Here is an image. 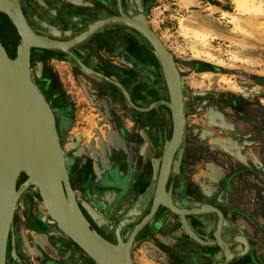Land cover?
Returning a JSON list of instances; mask_svg holds the SVG:
<instances>
[{
	"label": "rangeland",
	"instance_id": "374dc122",
	"mask_svg": "<svg viewBox=\"0 0 264 264\" xmlns=\"http://www.w3.org/2000/svg\"><path fill=\"white\" fill-rule=\"evenodd\" d=\"M182 1L185 4H182L180 0H158L150 14L149 20L155 35L173 59L181 92L185 123L184 151L177 152L179 158L175 167L182 173L181 183L185 185L194 184L197 186L198 180L205 179L202 186H197V189L200 193L206 195L207 202L218 206V183L222 180L221 176L225 173L223 167L224 159L232 160L235 155L237 158H241L243 162L251 159L259 165L263 164L260 167H264V133L260 130L264 125V30L259 26V24L264 22V16L249 17L239 15L242 29L248 32L243 33L241 30H234L232 25L226 22V18H221V10L234 13V5L231 0H210L212 3L217 4L218 8L208 9L207 11L210 13L205 14V16L219 21L232 34L219 36L209 30L201 31L216 37L209 40L207 46H203L200 42L195 41L193 36L185 37V34L189 33L187 30L189 26L184 24L186 20H193L203 14L199 13L201 15L198 16V14L193 13L186 1ZM46 22L51 23L50 21ZM1 23L0 16V41L5 44ZM8 25L16 47L19 36L9 23ZM53 26H57L56 23ZM193 47L198 48L196 53L193 51ZM8 53L14 57V51L13 53L8 51ZM205 53L215 55L217 58L222 59L225 64L220 65L214 61L207 60ZM100 54L103 59L109 60V47L104 53ZM231 55H234L236 60L234 57L232 59ZM242 59H248L249 63H243ZM116 63L119 64L118 62ZM156 67L158 68V66ZM157 68L156 70H158ZM30 72L36 84L45 82L44 85L47 89L54 91V94L57 95L58 100L55 101L54 108L58 106V110L67 111V117L62 116L64 121L59 119L60 125H63L64 122L62 132L59 131L57 125L61 143L64 140L62 145H64L66 167L68 165L69 170L72 169L70 172L75 178H81L80 184L86 183L89 186L94 178L95 181L98 180L99 187L103 189L104 186L102 185L104 183L107 184V182L106 179L103 180L101 178L102 176L105 178V175L109 173V169L118 167L113 162L120 157L119 153L126 151L127 139L131 138L130 142H132L133 136L135 137L134 141L137 140V135L128 133L125 127L126 125H135L137 120L132 118L128 122L123 123L121 121L119 123L118 121L120 120L117 114L112 118L108 108L106 111V108L103 110L102 106L99 107V101L97 99V101H93L80 86L77 66L62 56L37 53L31 59ZM204 75L206 76L204 77ZM221 76L231 78L233 81L230 84L224 83ZM82 82H87L85 84L88 85V81L85 79ZM162 85L165 89L163 82ZM114 107L118 109L117 106ZM100 109L103 110L104 117L109 121V128L99 123L95 127L90 126L89 120L91 116L97 114L95 112ZM159 116L161 115H158L156 119ZM145 123L149 124L147 121ZM170 128L169 137L163 138V142L171 139V124ZM145 138L147 154L151 149V144L149 143L150 138H147V136ZM151 140L155 141V136ZM152 151L154 152L153 156L148 154L146 158L142 159V165L145 167L142 170L144 176L140 177L142 178L140 188L135 191L137 194L131 195L129 199L127 198L129 205L135 202L147 204L152 197V192H148V186L150 180H153L155 176L153 161H158L159 154L157 155L158 157H155L154 154L159 150L156 148ZM112 156H114V159H112ZM192 158H194V162ZM89 160H91L90 163L97 161L98 166L80 167L73 164L78 161L81 165H86ZM146 162L148 163L146 164ZM201 162H207V165L203 168V165L200 164ZM206 167L209 168V171L206 170L205 172L207 173L205 175H200ZM91 169L93 172H91ZM135 169L136 164L134 165ZM68 175L71 176L69 172ZM112 179L115 180L114 177ZM23 180L24 176L21 175L17 184H20ZM72 182L74 183L73 180ZM74 190L76 198L78 197V203L80 201V203H86V206H89L91 201V205L96 208L92 212V217H96L95 220L98 222L101 220L100 223H103L102 230L96 225L97 222H94L80 206L83 214L87 215L91 227L97 232L99 231L103 236L113 239L114 229L118 222L115 219H111V217L115 213L127 212L129 205L125 210L122 209L125 204V198L117 201V196L115 199L117 202L114 204L116 207L111 210L113 206L109 196L106 194H102L106 196H97L95 194L96 196H93L96 199L95 201L94 198L89 199L86 196V190L82 194L81 189L74 188ZM100 191L106 193L103 190ZM84 194L86 195L84 196ZM24 198L23 201L21 200L18 203L15 212V220L7 246L8 259L10 257L13 258L12 264H48L50 262L48 257L41 254V260H39L36 255H28L27 249L28 247H34L37 241L46 240L47 237H49L48 240L57 238L53 232L54 230H52L55 225L48 223L47 211L40 203V198L35 192L29 190V193ZM165 222L166 225L151 238L140 239L133 243L131 257L134 264H188V261L195 264L190 252L193 250L194 243L187 245L189 239L185 237V232L176 225L175 218L172 216L167 217ZM171 222L175 224H171ZM133 225L134 222L126 226L129 228ZM60 240L65 243V252L71 253L77 250L72 248L69 241L66 242L64 238ZM54 248L56 249L57 247L54 246ZM50 254L54 253L50 251ZM73 256L77 258L76 254L70 255V257ZM57 258L58 260L60 259L58 256ZM54 259L56 258L54 257ZM72 261L71 259L70 263ZM84 262L91 264L90 260L84 259ZM51 263L54 262L52 261ZM74 263L76 262L74 261Z\"/></svg>",
	"mask_w": 264,
	"mask_h": 264
},
{
	"label": "water",
	"instance_id": "95a60500",
	"mask_svg": "<svg viewBox=\"0 0 264 264\" xmlns=\"http://www.w3.org/2000/svg\"><path fill=\"white\" fill-rule=\"evenodd\" d=\"M93 3H85L84 0H0V14L6 18L19 36L12 58L19 71V80L15 82L9 80L3 71L2 62H8L9 59L0 42V93L7 96L24 112L49 157V160L45 161L42 157L34 155L30 158L27 168L21 171L14 170V174L11 175L12 182L9 183L8 191L14 194L12 193L13 196L4 213L0 208V264H3L5 260L9 229L19 197L29 188L38 194L37 185L40 180L45 179L46 190L43 189V192L39 193L40 203L46 202V198L51 200L53 198L52 177L57 181L55 183L57 199L59 196L57 200L59 205L53 204V206L56 210L60 209L62 215L54 214L53 206L49 208L68 235L63 234L66 242L69 241L70 246L76 248L80 256L86 260L92 261L91 258H93L96 264H117L120 259L121 264H133L131 252L135 237L139 235L142 240L151 238L166 225L165 219L172 216L176 219V225L189 239L190 242L188 241L187 245L194 243L191 258L195 264H259V258L255 257V246L253 247L248 237H245L242 230L235 226L233 219L226 217L217 205L207 202L206 195L198 191L197 186H202L205 179L198 180L197 186L181 183L182 173L175 164L179 158V149L184 145L185 123L179 82L170 53L143 22L125 16L121 19H109V0H94ZM55 23L57 26H53ZM185 24L201 31L209 30L219 36L232 34L219 21L208 16L186 20ZM111 25L125 27L141 36L147 43V48L157 61L160 70H157V74L161 77L169 96V101L164 102L162 106L169 112L172 123L171 139L163 142L160 136L158 138L159 145L156 148L159 150V158L158 161H153L155 176L148 186V192H152L149 203L135 202L130 205L126 213H115L111 217L118 222L114 232L116 243L110 242L95 229H90V223H87L85 228V215L81 207L88 214L87 206L85 207L83 203L79 205L74 192H71L69 187L66 158L61 150L54 108L49 107L45 101V95L37 87L30 72L31 59L37 53L56 54L68 59L77 66L79 74L97 80V83H92L93 87L101 91L102 95H108L106 98L97 99L99 107L102 106L103 110L106 108L107 111L109 84L114 85L122 96L126 95L120 83L109 77V60L103 59L100 54L102 53L100 50L109 47V26ZM89 42H91L90 45L96 46L97 50L99 49V53L94 50L92 56L86 51L81 52V48ZM155 64L153 62L152 65L156 67ZM140 74L142 79L147 78L146 72L140 70ZM127 78L133 79V83L139 79L132 75H128ZM151 110L154 111V108L151 107L145 112ZM60 119L63 120L62 116ZM223 167L227 177L219 181V191H224L225 187L231 186L236 173L231 159H224ZM21 175L24 176V180L17 184ZM107 179L109 181V177ZM132 180L133 175L125 179L121 178L126 190L131 187ZM102 186L107 188L109 184L104 183ZM126 194L123 191L118 193L117 201H121ZM66 196L69 199V205ZM47 215L48 223L57 226L52 215L49 212ZM88 216L97 222L90 214ZM133 222L134 229L124 241L120 231L127 230L126 225ZM96 225L103 229L99 222ZM57 240L64 246V241ZM188 264L193 263L188 261Z\"/></svg>",
	"mask_w": 264,
	"mask_h": 264
},
{
	"label": "flooded vegetation",
	"instance_id": "af4514ba",
	"mask_svg": "<svg viewBox=\"0 0 264 264\" xmlns=\"http://www.w3.org/2000/svg\"><path fill=\"white\" fill-rule=\"evenodd\" d=\"M157 1L158 0H109V19H114V18L121 19L125 16L132 20H136L141 23L143 22L155 34V32L153 31L151 27L149 17ZM197 1H199V3L201 2V6L197 8H191V11L193 12H199L205 15V14L210 13L209 11H207L208 9L218 8V5L215 3H212L210 0H197ZM22 10L24 12L23 7H22ZM1 21H3L2 17H1ZM147 46H148L147 43L145 42L143 38H141V36L134 33L133 31L128 30L127 28L121 27V28H110L109 29V60L113 61L112 59L113 57L117 58V59H114L113 63L114 62L119 63V64L117 63L115 64L119 66L118 67L119 69L118 68H115V69H117L118 74H119V78H120L119 83L126 92V95L124 96H122L119 91H118L119 94L116 93L115 95L111 96V98L113 99V101L111 102H113L114 106H117L118 109L109 112V114L110 116H112V118H114V116L117 114L120 120L118 121L119 123L121 121L123 123L126 121L128 122L132 118L133 119L135 118L134 120H137L135 125H126V124L124 125H126L125 127L128 133L137 135L136 136L137 140L134 141L135 137L133 136H132V139H133L132 142H130L131 138L127 139L126 151H123V153H119L118 155H120V157H118V159L115 162H113V164L116 163L115 165H117L118 167L109 169V173L105 175V179H106L107 184H109V187L107 188L103 187V189H101V187H99L98 185V182H97L98 180L95 181L94 178L91 180L89 184L90 187L88 186V184L86 185V183L83 185L80 184L76 187V185L73 183V188H79L82 190L81 194L88 187L87 190L85 191L87 195L84 194V196L86 195L89 199H93L94 198L93 196H96V195L101 196L102 194H106L107 196H109V199L113 206L111 207V210L116 207L114 206V204L115 202H117L115 201V199L118 193L122 191L123 193L124 192L128 193L129 191L131 192L132 189H134L133 191L134 193L136 190L138 191L140 188L141 180L138 179L139 181L136 182V184L132 182L129 190H126L125 187L122 185L121 178L125 179L126 177H131V175H133V178L135 177L136 171L134 170V165L136 163L142 164L143 163L142 159L144 158V155L146 153V148H145L146 142L144 140L145 136H147V138H150L149 139V143L151 144L150 150L152 151L153 149H156V147L159 145L158 143L159 136L161 137V139L163 138L166 139L169 137L170 129H171L170 124L172 125L169 112L162 106L164 102L169 101V96L167 95L166 90L162 87L163 86L162 80L160 76H158L159 74H157L158 72L156 70V67L152 65L153 56L150 54V52L147 51ZM129 50L139 51L137 54L138 56L136 57L137 60L135 63H133V65H135V67L137 68H140L142 71L146 72L148 79L141 78V79L136 80V82L133 83L132 82L133 79L131 80L127 78V76L130 75L129 71L131 70V68H129L128 65L132 66L131 61L128 60L129 54H130ZM10 53H13V52L10 51ZM91 54L93 56L94 52H92ZM109 63L111 62L109 61ZM154 73H156L157 75ZM132 77L135 78L134 75ZM151 107L154 108V111L151 110L150 112H145L147 111V109ZM58 109L59 107L57 106L55 108L54 113L57 118V122H58L57 125L59 127V131L62 132L63 131L62 128H64L63 127L64 123L63 125H60L59 119L61 118V116L67 117V111L64 112L63 110L61 111ZM158 115H161V116H159V118L156 119ZM146 121L149 124H146L145 123ZM260 130L264 133V125L260 128ZM153 136H155V141L151 140ZM62 143L64 144V140L62 141ZM180 149H179V152L184 151L183 146ZM151 151H148L147 153L153 156L152 153L154 152L153 151L151 152ZM158 152H155L154 154L155 157H158L157 156L159 154ZM190 152L192 151L190 150ZM112 159H114V156H112ZM90 161L91 160H89L88 162L89 164L87 163L86 165H81L80 162L78 161H75L73 164H76L77 166H80V167H85V166L90 165ZM91 172H93L92 169H91ZM107 176L109 177V181L107 179ZM112 177H114L115 180L111 179ZM101 179H104V176H102ZM82 187L85 189H83ZM100 190H103V192H106V193H102ZM104 190H107V191H104ZM136 194L137 193L135 192V194L133 195H136ZM106 195H102V196H106ZM130 197L131 196H129V194H126L124 197L125 198L124 201H126L127 198H130ZM89 204L91 205V201ZM100 222L101 220L99 221V223ZM100 224L103 226V223H100ZM134 226L135 225L129 227L127 230L123 229L120 231V236L124 241L127 240L129 235L133 231ZM116 229L117 227H115L114 232ZM138 234H140V232ZM113 235H114L113 239H111V237H106L103 235L102 236L105 237L110 242L116 243L115 233H113ZM139 240H140V236L137 235V237H135L134 242L139 241ZM12 259H13L12 257H10L9 259L7 258L6 264H12L13 262Z\"/></svg>",
	"mask_w": 264,
	"mask_h": 264
},
{
	"label": "bare ground",
	"instance_id": "6f19581e",
	"mask_svg": "<svg viewBox=\"0 0 264 264\" xmlns=\"http://www.w3.org/2000/svg\"><path fill=\"white\" fill-rule=\"evenodd\" d=\"M231 3L234 5V13H230L228 11L223 10L221 18L222 19L226 18V22L228 24H231L234 30H241L243 33H248L246 30L242 29V25L240 23L241 18L239 17V15L249 16V17L250 16L251 17L264 16V0H231ZM1 17L3 19L2 23H1L2 24L1 25L2 26V32H3V36L5 38V42L6 43L4 44L1 41L0 42L3 44L4 49L7 52L8 59H9L8 62H4V61L2 62V68H3V71H4L5 75H6V77L9 80L15 82V81L19 80V71H18L16 65L13 62V59H12L13 57L10 56V54L8 53V51H11V52L14 51V48H15L14 41H13L14 39L12 38L13 36H12V33H11L10 29H9L10 28L9 25H8L7 21L5 20V17L3 15H1ZM259 26H260V28L262 30H264V22L259 24ZM187 30L189 31V33L185 34V37L191 35V36H193L195 41L200 42V44H202L203 46H207L209 44V40H212V39L216 38L215 36H213V35H211L209 33L201 32V30H198V29H195V28H192V27L191 28L188 27ZM90 44H91V42H89L87 45H85V46H88L86 48H85V46L82 47L81 48V52L82 53H85V51L87 52L89 50V46L91 47ZM197 50H198V48L193 47V51L195 53L197 52ZM233 57L236 60L235 56L231 55L232 59H233ZM205 58L207 60H209V61H212V62L214 61V62H216V63H218L220 65H224L225 64V62L222 59L217 58L215 55L210 54V53H205ZM152 60H153L154 63H156L155 65L158 66L157 61L155 60V58L152 57ZM242 60H243L242 61L243 63H247V64L249 63L248 59H246V60L242 59ZM157 69L159 70V67ZM205 76L206 75H204V77ZM222 81L224 83H229L230 84L233 80L231 78H228V77H222ZM44 84H45V82H41V83L37 84V87L40 89V91L43 93V95H45V97H46L45 101L47 102L49 107L52 108V107H54L55 101H57L58 98H57V95L54 94V91L48 90L47 87ZM88 85H90V84L88 83ZM131 96H133V95H131ZM95 113H97V114H95L94 116H91V118L89 120L90 126L95 127V125L99 123V124H103V126L109 128V121H107V118L104 117L105 115L103 113V110L100 109V110H98ZM102 130L104 131V129H102ZM106 130H108V129H106ZM60 145H61L62 152H65L64 151V145H62V143H60ZM147 154L145 153L144 158L147 157ZM34 155H38L39 157H42L45 161L49 160V157L47 156V153H46L44 147L42 146L41 141L39 140V138H38L33 126L27 120L24 112L15 103H13L9 98H7V96H5L2 93H0V208L3 209L2 213H4L8 202L10 201V199L12 198V196L14 194L13 192H12L13 193L12 194V193H10L8 191L9 183L12 182L11 175L14 174L13 173L14 170L15 171H21L22 169L27 168L28 167V163L30 161V158L33 157ZM104 157H106V156H104ZM147 163L148 162H146V164ZM66 164H67V162L65 163V165ZM90 165L95 167L97 165V161L96 162H94V161L91 162ZM145 166H147V165H145ZM143 167L144 166L141 163L140 164L136 163V169H135L136 170V172H135L136 175L133 178V183L134 184H136V182L139 181L138 179L141 180L140 177H141V175H143V171L142 170H144V168H145V167L144 168ZM66 168H67V172H69V174H71V176L68 175V177H67L69 187L71 189V192L73 191L74 194H75V190L73 188L72 180L74 181V183H75V185L77 187L78 183L80 185L81 178H75L74 175L72 176V173L70 172L72 169L69 170V166L68 165H67ZM139 174H141V175H139ZM44 180L45 179L40 180L39 185H37V189L36 190H37L38 194L39 193L41 194V191L43 192V189L46 190L45 184H44ZM55 183H57V181H55V178L52 177L51 178V184H52L53 188L51 189V192H52L53 198H51V200H47V198H46L45 200H46V202H48V204L46 202H44L42 205L45 207L47 213L49 212L50 215H52L54 221L57 223V226H55V228H53L54 226L53 227L51 226V227H52V230H54L53 232L56 234L57 239L60 240L61 238H65V236L63 234H65V235H67V234L61 228V226L58 224L59 222H57V219L55 218V215H54V214H56L57 216L62 215L61 214V210L60 209L56 210V208L53 206V204L54 205L55 204L59 205V202L57 201V200H59V196H58V199H57V196H56L57 195L56 194L57 190H56V187H55ZM62 186L64 188L63 182H62ZM17 187H18V185H17ZM29 190H30V188L26 189L23 192V194L19 197V202L21 200L23 201L25 199L24 197H25V195L27 193H29ZM133 191L134 190H131V192L129 191L127 194H129V196H131V195H133L135 193V192L133 193ZM8 193H9L10 196L8 195ZM40 194L38 195L39 197H40ZM66 198H67V203L69 205V199H68L67 196H66ZM128 201L129 200H126L125 204L122 206L123 210L128 208V205H129ZM79 203H80V201H79ZM83 204L86 207V203H83ZM2 205L4 206V208H3ZM49 206H53L54 207V211H53V212H55L54 214H53V212H51V208H49ZM129 207H130V205H129ZM86 209H87L86 210L87 213L92 216L93 215L92 212L96 208L93 205H89V206L86 207ZM70 212H71V217L73 218L72 211L70 210ZM84 217H85V221H84L85 225L84 226L86 228L87 225L89 224V221L87 219V215H85ZM95 218L96 217H94L93 219L95 220ZM14 220H15V215H14L13 221H12L10 229H9V234H8V239H7V246L9 244V235L11 234V230H12V226H13ZM89 227H90V229H92L90 224H89ZM48 238L49 237H47L46 240L42 239V242H39V241L35 242V246L34 247H28L27 254L28 255H36L39 260H41L40 259L41 254H42V256L45 255L46 257H48V261H50L48 264H86L84 262L85 258L83 259V257H80V253H78L79 251L75 250V251H73L71 253L70 252L67 253L64 250V246L61 245L60 243H58V240L56 238L55 239L54 238H52V239L50 238L51 240L50 239L48 240ZM165 241L167 242V240H165ZM160 242H162V241H160ZM76 244L78 246H80L78 243H76ZM54 246L57 247V248L55 249ZM50 251L53 252L54 254H50L49 255ZM84 252L90 257V255L86 251H84ZM71 254H76L77 258H75V256L70 257ZM57 256L60 257L59 260H58ZM54 257L56 259H54ZM7 258H8V256H7V250H6L5 260H4L3 264H6V259ZM71 259L73 260L72 261L73 263L72 262L70 263ZM91 260H92V261H90L91 264H96V262L93 260V258H91ZM52 261L54 263H51ZM58 261H65V262H60L59 263ZM74 261L76 263H74ZM132 263H133V260H132ZM117 264H121V260L120 259H118ZM139 264H142V263H139Z\"/></svg>",
	"mask_w": 264,
	"mask_h": 264
},
{
	"label": "crops",
	"instance_id": "0c3cea01",
	"mask_svg": "<svg viewBox=\"0 0 264 264\" xmlns=\"http://www.w3.org/2000/svg\"><path fill=\"white\" fill-rule=\"evenodd\" d=\"M84 1L85 3L94 4V0ZM185 1L186 4L191 8H197L201 6V2L199 3V1L197 0ZM180 2L182 4H185V2H183L182 0H180ZM193 13L198 14V16L201 15L199 14V12ZM201 16L204 17L205 15ZM121 27L122 26L111 25L109 26V29ZM95 47L96 46L94 45H91V47L89 46V50L87 51V53L89 55L95 51L99 53V49L97 50ZM104 50L106 51L107 49L105 48ZM104 50L100 51L104 53ZM147 51L150 52L148 48ZM138 52V50H129L130 54L128 60L131 61L132 66H128L129 68H131L129 74L141 79V69L133 65V63H135L137 60L136 57L138 56ZM112 59L114 61V59L117 58L113 57ZM109 61L111 62L109 63V77L119 82V74L117 69H115L119 66L115 65L116 63H113L112 60ZM84 79L90 84L89 87H87L86 84L82 82V80ZM79 80L80 86L85 90V92H87V94L93 99V101L99 99V97L106 98L107 94L102 95L101 91L93 87L92 83H97V80H92L81 74H79ZM116 93H118V89L114 85L109 84V112L116 110L114 107V103L111 102L113 101L111 96L115 95ZM232 158H234L232 160L234 162V169L236 170V173L233 177L231 186L225 187L224 191H218V208L223 211L226 217L232 218L235 226L242 230L245 237H248L252 246H255V257L259 258V264H264V167H260L263 164L259 165L258 163L253 162L251 159L243 162L241 158L239 159L235 155ZM192 161L194 162V158H192ZM200 164H202L204 168V166L207 165V162H201ZM207 168L208 167H206L200 173V175H205L207 173L205 171H209V168ZM221 177L222 179H225L227 177V174H223V176ZM190 252L192 253V251Z\"/></svg>",
	"mask_w": 264,
	"mask_h": 264
}]
</instances>
